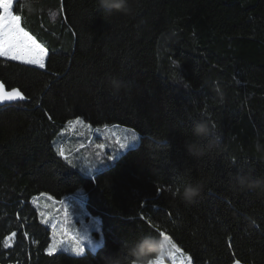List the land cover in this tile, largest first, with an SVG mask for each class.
<instances>
[{"label":"trees","instance_id":"obj_1","mask_svg":"<svg viewBox=\"0 0 264 264\" xmlns=\"http://www.w3.org/2000/svg\"><path fill=\"white\" fill-rule=\"evenodd\" d=\"M127 8L12 6L47 55L43 69L0 57V83L25 96L0 103V264H137L145 236L167 237L191 264H264V0ZM77 121L132 129L138 143L109 162L116 155L95 137L75 135ZM201 121L210 138L194 136ZM210 141L203 155L189 153ZM96 153L100 169L81 174ZM189 183L202 188L191 203L173 195ZM73 198L102 241L82 255L48 252L44 204Z\"/></svg>","mask_w":264,"mask_h":264},{"label":"rangeland","instance_id":"obj_2","mask_svg":"<svg viewBox=\"0 0 264 264\" xmlns=\"http://www.w3.org/2000/svg\"><path fill=\"white\" fill-rule=\"evenodd\" d=\"M31 66L38 67L35 65ZM74 128H79L75 130V135L78 137L84 136L85 133H89L90 136L95 137L96 139L92 141L93 146L99 150L106 149L110 155L122 154L135 147L138 143V135L135 131L119 125L92 128L87 124L77 121ZM133 136H135L134 139ZM98 155L99 153H96L94 156H89V158L85 157V161H82V164L77 166L81 174L90 175V170L100 169L102 162L99 161L101 158ZM115 157L117 155L105 156V159L111 162L114 161ZM73 200L76 199H69L61 205L44 204L45 213L43 212V216L49 221L50 228L53 231L48 252L63 250L73 255H82L86 252L95 251L102 241V232L98 220L86 211H81L78 214L71 210L73 207L71 204L74 203ZM77 210H79L78 207ZM51 211L58 212L59 220L51 216ZM71 219L76 222L73 226H70ZM162 241L164 242V250L159 252L154 260L148 264H191L188 255L178 250L167 239L165 240V237H163Z\"/></svg>","mask_w":264,"mask_h":264},{"label":"snow or ice","instance_id":"obj_3","mask_svg":"<svg viewBox=\"0 0 264 264\" xmlns=\"http://www.w3.org/2000/svg\"><path fill=\"white\" fill-rule=\"evenodd\" d=\"M11 6L12 0H0V9H2L0 13V56L9 57L13 61L20 60L25 64L43 69L47 55L45 48L23 30L19 23L20 17L12 14ZM5 89L6 84L0 83V103L25 99L19 89L12 88L10 91Z\"/></svg>","mask_w":264,"mask_h":264},{"label":"clouds","instance_id":"obj_4","mask_svg":"<svg viewBox=\"0 0 264 264\" xmlns=\"http://www.w3.org/2000/svg\"><path fill=\"white\" fill-rule=\"evenodd\" d=\"M99 7L106 11L115 12H126L127 0H98ZM121 85L119 82L114 83V87L119 88ZM193 134L197 138H210L213 134V130L203 121L197 122ZM212 142L208 145H200L198 143H193L188 145V151L193 156L203 155L206 148H210ZM259 147V146H257ZM242 183V182H241ZM202 188L199 185L192 183L185 184L182 188H179L173 195L180 196L186 202H193L200 194ZM143 247L142 253L137 256V264H146V257H149L156 252H162L164 250V242L158 238L145 236L142 237L138 244L136 245L137 251Z\"/></svg>","mask_w":264,"mask_h":264},{"label":"crops","instance_id":"obj_5","mask_svg":"<svg viewBox=\"0 0 264 264\" xmlns=\"http://www.w3.org/2000/svg\"><path fill=\"white\" fill-rule=\"evenodd\" d=\"M16 1H18V0H12V6H13V4H14ZM12 6H11V9H12ZM11 9H10V11H11ZM0 13H1V9H0ZM0 57L3 58V59H6V60H11L9 57H6V56H0ZM45 58H46V56H45ZM11 61H13V60H11ZM16 62L23 63V62L20 61V60H16ZM38 68H39V67H38Z\"/></svg>","mask_w":264,"mask_h":264}]
</instances>
